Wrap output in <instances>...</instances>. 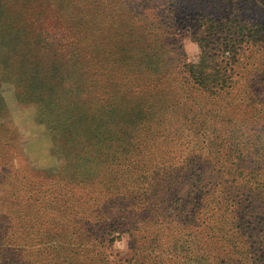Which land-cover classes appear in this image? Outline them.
<instances>
[{
    "label": "trees",
    "instance_id": "trees-1",
    "mask_svg": "<svg viewBox=\"0 0 264 264\" xmlns=\"http://www.w3.org/2000/svg\"><path fill=\"white\" fill-rule=\"evenodd\" d=\"M0 81L61 160L0 126V264H264V0H0Z\"/></svg>",
    "mask_w": 264,
    "mask_h": 264
},
{
    "label": "rangeland",
    "instance_id": "rangeland-1",
    "mask_svg": "<svg viewBox=\"0 0 264 264\" xmlns=\"http://www.w3.org/2000/svg\"><path fill=\"white\" fill-rule=\"evenodd\" d=\"M141 12L140 9L136 10V15ZM142 14V13H141ZM139 18L148 24L150 17L144 14ZM111 32L103 26L95 36L86 42L91 45H96L98 55L108 54V39ZM96 36L98 38L96 39ZM183 51L186 55L187 61H194L199 54L197 44L187 35L182 39ZM1 47L3 50L9 47L8 40L4 39ZM136 53V50L134 54ZM103 60H101L102 62ZM110 62V61H109ZM126 61L122 62V69L127 67ZM16 85L11 81H0V126L2 128H11L17 134V141H15L17 152L14 164L18 167L27 164L31 170L45 171L47 173L56 172L60 165V155L53 149L54 141L45 124L40 123L36 102V93H34L35 85H32L28 92H31L32 97L30 100H25L23 103L17 101ZM147 98L144 99V101ZM126 237L125 247L116 248L114 243L117 240H122ZM112 245V251L117 253L120 258H128L130 249L128 246L127 235L120 236Z\"/></svg>",
    "mask_w": 264,
    "mask_h": 264
},
{
    "label": "clouds",
    "instance_id": "clouds-1",
    "mask_svg": "<svg viewBox=\"0 0 264 264\" xmlns=\"http://www.w3.org/2000/svg\"><path fill=\"white\" fill-rule=\"evenodd\" d=\"M125 243H126V237L124 239H122V240L115 241L114 247L123 248V247H125Z\"/></svg>",
    "mask_w": 264,
    "mask_h": 264
}]
</instances>
